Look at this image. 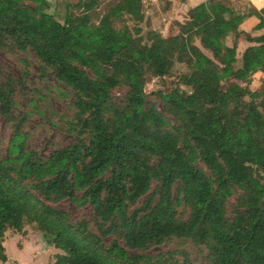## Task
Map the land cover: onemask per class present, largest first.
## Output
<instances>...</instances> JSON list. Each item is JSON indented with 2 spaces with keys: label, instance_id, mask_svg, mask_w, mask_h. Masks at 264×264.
Masks as SVG:
<instances>
[{
  "label": "trees",
  "instance_id": "16d2710c",
  "mask_svg": "<svg viewBox=\"0 0 264 264\" xmlns=\"http://www.w3.org/2000/svg\"><path fill=\"white\" fill-rule=\"evenodd\" d=\"M221 4L222 17L200 3L163 36L143 33L145 0H81L62 23L49 0H0V48L32 52L70 110V141L40 156L26 145L31 111L16 113L12 79L0 84L11 129L0 145V262L5 231L29 225L61 252L52 264H264V81L250 88L264 73V17ZM241 36L249 45L234 68ZM151 78L172 79L152 93L162 111L145 92ZM64 199L91 215L74 222L52 206Z\"/></svg>",
  "mask_w": 264,
  "mask_h": 264
},
{
  "label": "rangeland",
  "instance_id": "374dc122",
  "mask_svg": "<svg viewBox=\"0 0 264 264\" xmlns=\"http://www.w3.org/2000/svg\"><path fill=\"white\" fill-rule=\"evenodd\" d=\"M81 0H49L48 13L51 14L58 22H63L66 12ZM103 8L106 2L112 0H99ZM161 2L157 0H145V21L140 24L143 33L148 30L162 31L163 36L172 35L174 33L173 20L166 13L162 11ZM165 3H163V7ZM167 25L166 27H164ZM86 31L85 26L82 28ZM230 42L231 39H228ZM249 44L241 36L237 43L236 58L237 62L234 68L240 64V56L242 54V47ZM194 55L206 62V59ZM33 54L29 55L21 53H11L8 50L0 48V84L5 83L6 80L12 79L16 85V113L22 111H31L30 116L26 121L25 131L28 133L26 145L28 148L37 151L40 156L49 155L54 149L63 146L70 141V137L66 136L61 128L63 127L62 119L64 116L70 115L68 108V99L62 94L66 89L59 84L42 80L40 78L39 69L33 64ZM172 79L167 78H151L145 86V92L150 94L149 97L157 104V109L162 111V105L157 101L156 97L152 95L157 90H162L168 86ZM264 81L262 76L253 75L250 88L252 90L258 89ZM17 82H19L17 84ZM125 93L124 89H115L112 91L116 101L120 99ZM36 109V110H35ZM11 135V129L2 118H0V145L5 148L7 141ZM52 206L66 211L74 222L82 218H86L92 213L89 204L76 206L69 199H64ZM5 253L10 260L0 264H52L54 256L60 254L58 250L48 252L47 244L42 235L36 231L32 226L25 225L23 233L14 232L7 229L3 235V243H6ZM28 246V247H27ZM32 246L39 248L37 258L33 259V253L29 252ZM162 248L153 249L152 252H157ZM45 252V256L40 255ZM47 253V254H46ZM36 257V256H34ZM17 260L19 263H17Z\"/></svg>",
  "mask_w": 264,
  "mask_h": 264
},
{
  "label": "crops",
  "instance_id": "0c3cea01",
  "mask_svg": "<svg viewBox=\"0 0 264 264\" xmlns=\"http://www.w3.org/2000/svg\"><path fill=\"white\" fill-rule=\"evenodd\" d=\"M168 1L171 2L170 9L167 11H163V12L166 13L165 16L171 17L173 21L183 22L184 20H186L187 11L190 8H193L200 3H204L206 5L207 9L209 10V12L214 17L220 18V17H222V15L225 12V8L221 4L222 0H187L185 2H180L179 0H168ZM226 1H229L230 5L233 7V9L236 12L246 13L248 8L250 6H253L264 17V0H226ZM254 23H255L254 20H248L245 25L248 26V25H252ZM166 26L167 25H165L164 27H166ZM159 32L163 33L162 31H159ZM245 47H242V50ZM254 75L262 76L264 79V73L256 72ZM7 243L8 242L3 243L4 248H6ZM47 250H48V252L56 251V249H54L53 247L48 246V245H47ZM37 251L39 252V248L34 247V246H32V248L29 249V252L33 253V259L34 260L37 258V256H39ZM40 255L45 256V252L41 253ZM34 256H36V257H34ZM7 258H8L7 260H10L8 256H7ZM14 261L19 263L17 260H14Z\"/></svg>",
  "mask_w": 264,
  "mask_h": 264
}]
</instances>
